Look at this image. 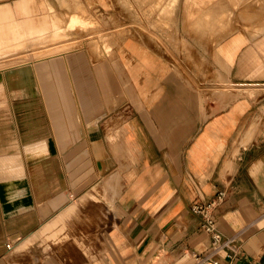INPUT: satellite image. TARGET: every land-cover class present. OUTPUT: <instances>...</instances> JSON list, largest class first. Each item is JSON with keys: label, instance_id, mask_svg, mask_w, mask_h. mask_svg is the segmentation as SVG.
Segmentation results:
<instances>
[{"label": "crops", "instance_id": "obj_1", "mask_svg": "<svg viewBox=\"0 0 264 264\" xmlns=\"http://www.w3.org/2000/svg\"><path fill=\"white\" fill-rule=\"evenodd\" d=\"M59 1H0V264H261L264 0Z\"/></svg>", "mask_w": 264, "mask_h": 264}, {"label": "built area", "instance_id": "obj_2", "mask_svg": "<svg viewBox=\"0 0 264 264\" xmlns=\"http://www.w3.org/2000/svg\"><path fill=\"white\" fill-rule=\"evenodd\" d=\"M223 197H224V192H220L215 199L209 201L208 203H201V204L197 203L193 207L195 211L202 213V215L204 216L206 221L205 229L206 231L210 232L213 236V240H214L213 249L215 251L219 250L224 244H226V242L222 240L221 234L216 229V223L212 216L211 208L217 205L223 199ZM8 246L10 247V244H8ZM197 257L200 263L227 264L219 259H209V255L206 254L204 255L197 254Z\"/></svg>", "mask_w": 264, "mask_h": 264}, {"label": "rangeland", "instance_id": "obj_3", "mask_svg": "<svg viewBox=\"0 0 264 264\" xmlns=\"http://www.w3.org/2000/svg\"><path fill=\"white\" fill-rule=\"evenodd\" d=\"M1 1V0H0ZM54 2L55 0H51V2ZM57 1H59V0H57ZM70 1V0H69ZM52 2V3H53ZM59 2H61V1H59ZM62 8V7H61ZM56 9V8H55ZM54 9V10H55ZM67 10H71L70 8H67ZM74 18H75V20L77 21V16H74ZM74 18L72 19L71 18V20H73L74 21ZM70 25V26H69ZM72 25H75V24H64L63 25V30H64V42L66 43L67 41H68V37L69 36H71V30H72ZM80 26H84V27H87L88 26V24H82V25H80ZM76 27H77V25H76ZM89 28H90V30L91 31H93V34L91 35V39L90 40H92V42H96V43H98V44H100V43H103L105 40L104 39H101V37L102 36H104L105 34H111V35H119L118 33H119V25H117V24H101V23H96V24H91V27H88V28H84V29H77L76 31H83V32H85L86 34H87V31L89 30ZM70 32V33H69ZM52 36H54L55 37V35H52ZM88 36V35H87ZM48 40H50L49 38H48ZM118 38H113L112 40H109L108 39V43L110 44L111 43V45H113V44H115V43H118ZM52 40H50L49 41V43L51 42ZM53 42H55V41H53ZM81 44H83L84 45V41L82 40V43ZM86 44H88L87 42H86ZM10 63H12V62H9V61H6V59L4 60V62L3 61H0V67H3V66H6V65H9Z\"/></svg>", "mask_w": 264, "mask_h": 264}, {"label": "bare ground", "instance_id": "obj_4", "mask_svg": "<svg viewBox=\"0 0 264 264\" xmlns=\"http://www.w3.org/2000/svg\"><path fill=\"white\" fill-rule=\"evenodd\" d=\"M33 1V0H32ZM74 17V16H73ZM78 18V17H77ZM33 19V18H32ZM34 21V20H33ZM46 25V24H45ZM76 25V24H75ZM74 25V26H75ZM70 26V25H69ZM38 27V26H37ZM72 27H73V25H72ZM84 27V26H83ZM161 27V26H160ZM5 28V27H4ZM35 30V29H34ZM45 30H47L46 28H45ZM32 32H34L33 30H32ZM42 32V31H41ZM44 32V31H43ZM42 32V33H43ZM57 32V31H56ZM70 33V32H69ZM45 34H47V32L45 33ZM53 34V33H52ZM42 35H44V34H42ZM49 35V34H48ZM55 35H56V33H55ZM38 37V36H37ZM32 38V37H31ZM34 38H35V36H34ZM42 38V37H41ZM46 38V37H45ZM43 39V38H42ZM34 42V41H33ZM4 52V51H3ZM5 56H1L0 55V58H4ZM18 57V56H17ZM5 59V58H4ZM15 59V58H14ZM4 62V61H3ZM16 62V61H15ZM42 67V66H41ZM43 68V67H42ZM45 71V70H44ZM7 79V78H6ZM9 244V243H8ZM8 244H7V246H8ZM9 247V246H8ZM10 247H11V244H10Z\"/></svg>", "mask_w": 264, "mask_h": 264}, {"label": "water", "instance_id": "obj_5", "mask_svg": "<svg viewBox=\"0 0 264 264\" xmlns=\"http://www.w3.org/2000/svg\"><path fill=\"white\" fill-rule=\"evenodd\" d=\"M261 264H264V260H263V262Z\"/></svg>", "mask_w": 264, "mask_h": 264}]
</instances>
